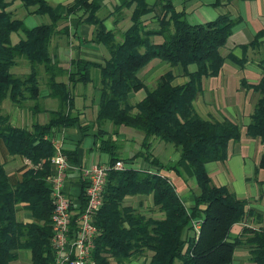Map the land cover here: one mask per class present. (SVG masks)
<instances>
[{"label": "trees", "instance_id": "obj_1", "mask_svg": "<svg viewBox=\"0 0 264 264\" xmlns=\"http://www.w3.org/2000/svg\"><path fill=\"white\" fill-rule=\"evenodd\" d=\"M15 1L27 14L46 17L47 23L25 28L21 20L7 11ZM209 1L211 6L220 4L219 0ZM234 1L242 0H223L225 4ZM122 9L130 10V24L122 32H116L103 26L105 18L97 15L96 0H73L65 6L62 16L56 15L45 0H0V141L9 156L23 158L30 165L18 181L11 183L0 164V264H15L19 252H28L30 264H53L49 242L52 207L46 182L51 173L49 159L53 149L45 137L57 136V132L74 127L83 135L93 124L101 128L104 122L110 124L113 132L98 130L93 147L107 156V164L119 160L123 169L108 171L102 205L93 220L96 235L90 257L95 264H111L112 260L144 251L151 254L146 264H230L234 248L240 245L249 249V264H264V229L243 227L237 237L229 238L230 228L248 213L244 210L246 201L237 199L224 186L212 185L204 167L225 161L227 143L238 141L239 128L226 118L203 119L193 108L201 93L202 79L216 77L224 58L236 64L244 61L231 54L224 58L219 54L239 19L224 14L209 22L190 25L184 10L175 11L171 0H155L150 7L145 0H124L109 15ZM78 12H82L78 23L93 29L89 42L100 44L108 58L102 64L72 60L69 62L72 71L66 72L59 66L54 51H50V42L56 35H66V27L58 29V26ZM150 12L157 23L155 30L147 29L141 21ZM12 33L19 35L14 45L9 42ZM163 34L167 38L162 43H152V37ZM263 36L264 30L257 32L242 47L256 50L261 66H264V46L260 42ZM155 59L169 68L179 67L185 82L173 85L174 75L168 70L155 80L152 88H145L137 74ZM22 60L28 71L16 76L10 70ZM93 69L99 71L97 111L92 123L81 125L77 114L72 112V88L90 83ZM40 71L45 77L42 85L47 90L46 97L56 101V108L44 111L47 115L44 123L12 126L8 114L1 109L6 101L18 109L28 108L31 115L41 112ZM63 75L66 82L56 80ZM240 86L258 95L245 126V136L264 144V77L255 85L240 82ZM139 90L144 91V96L131 104L129 94ZM121 126L142 135L140 151L133 157L141 158L156 172L127 167L128 160L118 156L114 137ZM153 140L171 146L178 159L160 164L149 152ZM76 147L62 149L71 165L76 163ZM180 162L189 168L196 187L189 208L180 201L168 178L157 172L180 176ZM257 169L263 171L264 183V155L260 156ZM85 186L82 181L76 207L70 208V234L75 232L76 219L86 203ZM147 195L163 214L162 219L144 217L123 206L127 197ZM18 205L29 214V223L16 219ZM194 222L198 224L197 232L192 228Z\"/></svg>", "mask_w": 264, "mask_h": 264}, {"label": "crops", "instance_id": "obj_2", "mask_svg": "<svg viewBox=\"0 0 264 264\" xmlns=\"http://www.w3.org/2000/svg\"><path fill=\"white\" fill-rule=\"evenodd\" d=\"M10 1V0H6ZM73 0H45L52 7L54 13L58 16L64 14L65 6ZM220 4L211 6L209 0H171V4L175 11L184 10L185 20L190 25L202 24L214 20L219 15H228L230 19H239V22L232 27L231 33L226 39L224 45L219 49L221 57L231 54L236 59L243 58V62L236 64L224 58L221 68L216 77L202 79L201 93L193 102L195 113L207 120L220 121L226 118L239 128V139L237 142H228L226 147V159L223 163H208L205 171L214 186H224L227 190L234 194L237 199L245 200L244 210L247 215L243 220L234 224L229 231V238L237 237L243 227L251 229H264V183L263 171L257 169L258 161L261 155H264V144L257 139H251L245 136V126L249 122V115L258 98L256 92L252 89H243L240 82L246 85H255L264 77V66L258 62L259 54L256 50L247 48L243 50L254 37V35L264 30V0H242L225 4L223 0H219ZM99 4L97 15L105 18L103 26L107 30L123 31L129 26V9H122L120 12L109 15L115 6L120 5L124 0H96ZM155 0H145L147 7L152 6ZM13 18L21 20L25 28L31 29L41 24L47 23L44 16L36 14H27L26 10H22L17 2H12L7 8ZM82 12L69 15L59 28L66 27V35H56L51 39L50 51H54L59 66L71 72L72 68L69 64L72 60H85L97 64H102L108 58L105 49L100 44L89 42L92 37V27L78 23V17ZM150 12L143 17L141 21L147 29H157V23ZM11 37V35H10ZM167 38L166 34L154 36L151 38L153 44H160ZM264 46V36L260 39ZM163 62L151 61L143 67L137 74L139 80L144 84L145 88L154 86L159 71H162ZM189 71L193 69L190 66ZM175 70V74H174ZM174 75L173 85H179L185 82L186 78L182 76L181 69L177 67L172 71ZM38 78L44 80V75L39 72ZM57 81L66 82L65 75L56 79ZM154 81V83H152ZM98 85L99 71L93 69L91 71V82L85 86L75 85L72 88V112L77 114L81 125L89 124L94 121L97 111L98 102ZM79 86H82L81 88ZM149 86V87H148ZM42 90H41V89ZM141 92L129 94V102L134 104L139 101ZM47 90L44 85L39 87L38 105L41 110L36 115H31L28 108L20 111L15 108L16 113L13 117H9V122L14 125L13 118H19L20 113H25L28 126L32 122L44 123L47 120V111L53 106L50 98L46 97ZM144 96V95H143ZM140 98V99H139ZM30 104H27L29 107ZM25 109V110H24ZM6 112V111H4ZM40 117V118H39ZM105 132H113L108 122H104L101 128H97L94 124L87 129L83 135L80 134L78 128H70L57 132V136L62 137V147L64 150H73L76 146V163L73 165L68 163V168L64 172L63 191L76 207V196L80 191V183L82 177L80 169L92 164L107 163V156L99 153L93 147V137L98 130ZM123 132V142L119 148L118 156L121 159L128 160L127 167L136 170H147L156 172V169L149 166L141 158H134V154L140 151V142L142 135L134 130L126 127L117 129V137ZM122 136V135H121ZM114 137V136H113ZM115 136L114 138L117 139ZM132 144V145H130ZM150 154L155 157L160 164L168 161H176L178 159L177 152L169 145L153 140L149 149ZM0 164L6 172L11 183H15L20 179L24 170L29 168L25 164L23 158L9 156L0 141ZM180 176H175L172 172L157 171L160 176H165L172 183L177 196L183 205L189 208L192 205V196L196 192V187L189 168L185 163L179 164ZM189 174L184 175L185 170ZM123 206L130 207L133 212L160 220L163 214L159 212L151 203V196H133L127 197L123 201ZM16 217L22 223H29L30 216L23 210L22 205L16 208ZM249 249L246 246H236L233 251L230 264H249ZM149 251L141 254H134L128 258L120 260H112L111 264H146L150 257Z\"/></svg>", "mask_w": 264, "mask_h": 264}, {"label": "built area", "instance_id": "obj_3", "mask_svg": "<svg viewBox=\"0 0 264 264\" xmlns=\"http://www.w3.org/2000/svg\"><path fill=\"white\" fill-rule=\"evenodd\" d=\"M52 146L53 154L49 159L51 173L46 177L49 185V200L52 207L50 214V247L53 251V264H95L91 259L96 228L93 220L102 205V193L109 170H122L123 163L92 164L80 169L82 181L86 183L84 196L86 203L76 219V230L70 234L69 225L73 203L63 191L64 172L68 168L66 156L62 152V137H45ZM30 168L28 161L24 160ZM192 228L197 232L198 224Z\"/></svg>", "mask_w": 264, "mask_h": 264}, {"label": "rangeland", "instance_id": "obj_4", "mask_svg": "<svg viewBox=\"0 0 264 264\" xmlns=\"http://www.w3.org/2000/svg\"><path fill=\"white\" fill-rule=\"evenodd\" d=\"M17 4L20 6V4L18 2H17ZM20 8L22 10H25L22 7H20ZM18 38H19V35L18 34L12 33L11 34V37H9L10 44L11 45H14L18 41ZM152 61H158V60L155 59V60H152ZM162 68H164V69L162 71H159L156 77H159L161 74H163L164 72H166L168 70H172L173 71V69H176L177 67H175V68H169V66L167 64H162ZM10 71L14 75H16V76H21V75H24L25 73H27V71H28V65H27V63L24 60H22V61H19L18 64H17V66L16 67H13ZM175 73L176 72L174 70V74ZM152 83H154V81ZM41 85H42V79L39 78V87ZM79 87L81 88L82 86H79ZM143 95H144V93L141 92L140 98L143 97ZM51 102H52L53 106L51 108H47V109L54 110L56 108V106H57V103H56L55 100H51ZM1 109H2V112L6 111L4 113L5 114H8L9 117H13V115L16 113V111L14 110L15 107H13L8 101H6L5 103H3V106L1 107ZM19 110L22 111L21 109H19ZM18 117L19 118H13L14 121H15L14 122V125L16 127H27L28 126V122H27V118L25 117V113H20V115H18ZM122 139H123V132H121L120 136H118L117 139H116L119 148L122 145V142H123ZM130 145H132V144H130ZM118 152H119V150H118ZM186 174H189L187 168H186V170L184 172V175L185 176H187ZM16 219L18 221H20L19 218L16 217ZM15 264H30L28 252H19L18 253V260L16 261Z\"/></svg>", "mask_w": 264, "mask_h": 264}]
</instances>
